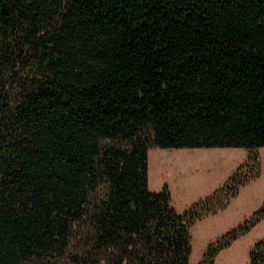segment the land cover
Listing matches in <instances>:
<instances>
[{"label":"trees","instance_id":"trees-1","mask_svg":"<svg viewBox=\"0 0 264 264\" xmlns=\"http://www.w3.org/2000/svg\"><path fill=\"white\" fill-rule=\"evenodd\" d=\"M155 148H264V0H0V264H192L243 167L178 212ZM203 162L157 160L181 180Z\"/></svg>","mask_w":264,"mask_h":264},{"label":"rangeland","instance_id":"rangeland-1","mask_svg":"<svg viewBox=\"0 0 264 264\" xmlns=\"http://www.w3.org/2000/svg\"><path fill=\"white\" fill-rule=\"evenodd\" d=\"M164 154L198 156L206 159L202 166L207 168L199 175L192 171L191 176L184 180L170 178L169 173L161 177L157 160ZM217 160V167L211 169ZM226 161L229 165L225 164ZM240 167H243V170L236 183L244 185L239 187L238 194L230 198L223 211L197 222L191 230L192 264H250V250L258 241L264 239V211L259 215L262 217L261 221L227 249L216 253L213 258L207 253L211 244H215L224 235L252 219L264 208V148H155L149 152L150 189L160 191L167 185L172 204L178 212H184L199 200L212 195L224 186Z\"/></svg>","mask_w":264,"mask_h":264}]
</instances>
